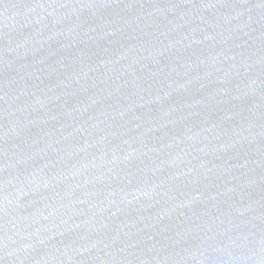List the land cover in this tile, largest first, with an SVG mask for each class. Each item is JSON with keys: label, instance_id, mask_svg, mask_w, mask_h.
Segmentation results:
<instances>
[{"label": "water", "instance_id": "95a60500", "mask_svg": "<svg viewBox=\"0 0 264 264\" xmlns=\"http://www.w3.org/2000/svg\"><path fill=\"white\" fill-rule=\"evenodd\" d=\"M0 264H264V0H0Z\"/></svg>", "mask_w": 264, "mask_h": 264}]
</instances>
